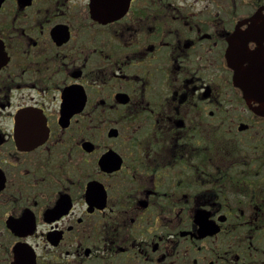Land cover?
I'll use <instances>...</instances> for the list:
<instances>
[{"label": "flooded vegetation", "instance_id": "1", "mask_svg": "<svg viewBox=\"0 0 264 264\" xmlns=\"http://www.w3.org/2000/svg\"><path fill=\"white\" fill-rule=\"evenodd\" d=\"M261 97L264 0H0V264H264Z\"/></svg>", "mask_w": 264, "mask_h": 264}, {"label": "water", "instance_id": "2", "mask_svg": "<svg viewBox=\"0 0 264 264\" xmlns=\"http://www.w3.org/2000/svg\"><path fill=\"white\" fill-rule=\"evenodd\" d=\"M234 69V82L237 86L242 87L249 98L254 99L256 97L255 90L256 86L254 83V79L252 77H248L250 74L253 73V67L244 68L240 63L232 64ZM259 97V96H257ZM264 97H261L263 99ZM264 101V100H263ZM262 101V102H263Z\"/></svg>", "mask_w": 264, "mask_h": 264}]
</instances>
